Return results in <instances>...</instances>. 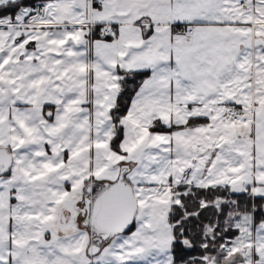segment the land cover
Wrapping results in <instances>:
<instances>
[{
  "label": "snow or ice",
  "instance_id": "obj_1",
  "mask_svg": "<svg viewBox=\"0 0 264 264\" xmlns=\"http://www.w3.org/2000/svg\"><path fill=\"white\" fill-rule=\"evenodd\" d=\"M0 264H264V0H0Z\"/></svg>",
  "mask_w": 264,
  "mask_h": 264
}]
</instances>
